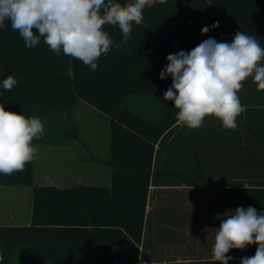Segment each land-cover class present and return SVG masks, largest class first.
<instances>
[{
  "label": "trees",
  "instance_id": "obj_1",
  "mask_svg": "<svg viewBox=\"0 0 264 264\" xmlns=\"http://www.w3.org/2000/svg\"><path fill=\"white\" fill-rule=\"evenodd\" d=\"M183 1L165 0L151 7L140 25L133 22L127 43L123 42L118 26L106 25L105 31L128 51L113 48L107 56L98 59L95 71L63 52L57 56L43 38L36 47H25L7 21V27L0 29V104L6 110L26 118L39 117L35 109L41 113L44 109L65 110V118L57 124L64 127L62 133L73 136L77 130L70 111L77 101L109 117L113 185L107 206L113 211L114 220L105 222L102 229H84L97 235L108 250L97 257L86 255L87 264L91 260H101L103 264H220L212 258V247L215 229L226 218L224 214L238 207L246 210L249 206L258 213L264 212V91L257 90L251 77L239 93L245 111L237 118L235 130L224 129L215 117H206L200 128L189 130L184 125H175L178 120L174 111H166L154 123L142 118L126 103L136 94H145L146 84L156 80L155 76L149 79L148 73L165 69L168 64L166 57H154L151 37L157 21H185V30L190 31L194 43L213 32L219 33L222 39L226 36L233 39L237 31H243L255 35L264 47V0H231L230 12L223 11L212 0V5L222 11L220 14L204 3L192 15H184L180 9ZM117 2L126 5L132 0ZM160 10L163 12L156 16ZM147 20L152 24L147 25ZM215 21H219V26L202 35V27H211ZM197 45H175L172 50L189 52ZM10 75L18 83L6 91L2 83ZM41 121L45 134L55 131L57 126L52 122L48 125L47 120ZM183 133L194 136V140L183 141V148H179L183 151L184 166L190 163L191 170L185 168L183 175L181 172L170 174L186 187L150 196L153 144L167 143L169 151L176 150L174 146L180 143L168 139ZM39 140L43 141V137ZM145 144L149 150L145 164L139 155L125 162L115 153L117 146L138 149ZM31 180L32 162L12 176L0 174V185H29ZM148 202L151 210L146 213ZM30 236L31 229L0 227V253L4 257L0 264H14L15 251L31 242ZM256 248L253 244L243 250H230L226 255L234 259L228 264H240L243 257L254 256ZM30 261L35 263L31 255Z\"/></svg>",
  "mask_w": 264,
  "mask_h": 264
},
{
  "label": "clouds",
  "instance_id": "obj_2",
  "mask_svg": "<svg viewBox=\"0 0 264 264\" xmlns=\"http://www.w3.org/2000/svg\"><path fill=\"white\" fill-rule=\"evenodd\" d=\"M164 2L132 0L122 5L117 0H0V29L7 27V21L25 47H36L43 38L57 56L63 52L95 71L98 59L113 48L128 51L113 40L105 26H118L127 43L133 22H143L145 7ZM218 26L219 21H215L211 27H202L201 34ZM166 59L160 79L170 75L172 84L164 99L174 102L178 122L189 130L200 128L206 117H215L224 129L235 130L237 118L245 111L239 98L244 82L251 77L257 90L264 91V47L255 35L243 31H237L231 43L210 37L191 51L181 50ZM17 83L10 75L2 88L11 91ZM44 135L39 117L26 118L0 104V174L12 176L24 171L38 155L33 140ZM224 216L215 229L213 260L228 264L234 259L226 255L230 250L254 244V256L243 257L240 264H264V212L258 213L252 206L246 210L238 207ZM3 259L0 253V262Z\"/></svg>",
  "mask_w": 264,
  "mask_h": 264
},
{
  "label": "crops",
  "instance_id": "obj_3",
  "mask_svg": "<svg viewBox=\"0 0 264 264\" xmlns=\"http://www.w3.org/2000/svg\"><path fill=\"white\" fill-rule=\"evenodd\" d=\"M221 5L223 11H231V0H213ZM199 5H196V4ZM204 3L211 5L219 14L222 12L212 5V0H184L180 8L184 15H192L196 10L203 8ZM149 7L144 9V19L150 12ZM163 10L157 11L156 16ZM153 21V18H152ZM185 21L170 23L167 19L157 21L152 33L154 41V57L165 59L173 52L175 45L186 46L199 44L208 38L217 41L231 43V37H220L213 32L207 38L193 42L190 31L186 32ZM146 24H152L147 20ZM152 28V27H151ZM187 33V34H186ZM164 69L152 70L148 73L155 76L154 82L147 83L145 94H136L127 99V105L142 118L150 122H159L166 111H174V102L164 99V93L172 84L171 76L160 79V73ZM70 111L73 113L75 105ZM84 106L94 108L84 102ZM86 108V107H84ZM99 112L96 108H94ZM39 117L43 114L46 123L57 126L55 131L43 136V141L34 139L33 144L38 149L37 157L32 161V180L29 185H0V227H24L31 229L29 243L18 248L21 254V264H87L84 262L86 255H103L108 252L107 247L99 240L97 235L87 231L90 229H102L105 222L114 220L112 212L107 206V196L111 195L112 170L111 164V140L110 120L105 114L109 127L107 133H99L85 136H75L62 133L64 127L57 123L63 121L66 111L59 109H35ZM52 119V120H51ZM55 122V123H54ZM180 126L179 122H176ZM49 128V127H48ZM48 131H50L48 129ZM42 138V137H41ZM178 145L175 149L168 150L165 143L154 145L150 163L149 193L150 196L157 193L185 188V184L178 182L171 174L183 175L185 168L191 170L190 163L184 166L185 160L183 141L194 140V136L183 133L170 136ZM151 144L150 141H147ZM146 142V143H147ZM115 153L118 159L128 162L133 156L139 155L141 162L146 163L149 155L148 145H140L136 148L116 147ZM135 154V155H134ZM130 157V158H129ZM171 173V174H170ZM195 176L194 160L192 161V180ZM108 191H110L108 193ZM149 202L146 213L149 212ZM94 222V223H84ZM89 229V230H84ZM91 264H103L101 260H91Z\"/></svg>",
  "mask_w": 264,
  "mask_h": 264
},
{
  "label": "rangeland",
  "instance_id": "obj_4",
  "mask_svg": "<svg viewBox=\"0 0 264 264\" xmlns=\"http://www.w3.org/2000/svg\"><path fill=\"white\" fill-rule=\"evenodd\" d=\"M72 111L70 119L76 126L79 136L87 137L93 134L107 133L109 127L108 121H105V116H101L94 108H89L84 106V102H79ZM20 256L21 254L16 250L14 264H21Z\"/></svg>",
  "mask_w": 264,
  "mask_h": 264
}]
</instances>
